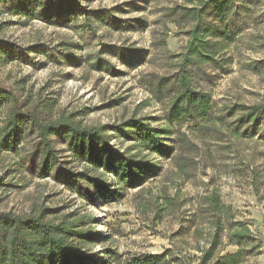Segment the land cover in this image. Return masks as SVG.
<instances>
[{
  "label": "rangeland",
  "instance_id": "374dc122",
  "mask_svg": "<svg viewBox=\"0 0 264 264\" xmlns=\"http://www.w3.org/2000/svg\"><path fill=\"white\" fill-rule=\"evenodd\" d=\"M72 1L73 12L56 17L36 5L24 15L16 0H0V41L12 47L0 48V89L14 101L0 107V126L12 105L43 122L63 115L79 127L106 125L109 145L147 164L154 175L123 189L110 173L76 160L56 135L47 138L54 165L41 175L43 145L25 133L14 149H0V212L70 224L76 234L68 241L105 264L125 253L160 254L172 243L191 241L196 228L229 212L256 238L259 247L248 262L264 264V140L235 132L224 109L264 107V70L243 68L249 60L264 59V0L220 53L228 59L223 68L205 63L197 73L189 70L161 101L141 80L173 73L169 56L183 50L186 38L163 13L183 0ZM99 10L110 11L120 28L95 18ZM161 39L164 46L155 45ZM129 119L153 127L172 147L171 155L143 150L132 131L130 138L112 131ZM176 131H186L191 144L179 148ZM81 173L98 176L117 194L102 198Z\"/></svg>",
  "mask_w": 264,
  "mask_h": 264
},
{
  "label": "trees",
  "instance_id": "16d2710c",
  "mask_svg": "<svg viewBox=\"0 0 264 264\" xmlns=\"http://www.w3.org/2000/svg\"><path fill=\"white\" fill-rule=\"evenodd\" d=\"M258 1L183 0L182 4L167 7L163 13L165 22L178 26L179 33L186 38L185 45L181 52L169 56L172 61L169 66L174 70L172 74H146L141 84L161 101L173 92L179 81L187 78L189 70L197 73L205 63L223 68L222 64L228 59L220 53L246 27V16ZM33 5L39 7L44 15L56 17L74 9L72 0H16V10L24 15L32 13ZM93 13L102 23L120 28L121 25L117 24L120 20L110 11ZM2 44L0 41V48L12 49ZM157 44L164 46V41L161 39ZM93 65L99 67L98 59ZM243 68L259 73L264 70V59L249 60ZM12 100L9 92L0 89V107L11 104ZM224 109L226 116L233 117L229 125L235 132L251 136L258 134L264 140L262 105L238 104ZM194 127L201 125L196 123ZM112 131L125 138H130L132 131L133 138L143 150L166 158L171 155L172 147L166 145L157 131L142 119H129L113 126ZM105 132L106 125L79 127L63 115L43 122L33 112L24 113L12 105L1 122L0 149L12 150L25 133L35 134L37 146L43 145L39 171L46 175L55 162L54 151L47 138L56 135L76 160L110 173L114 176V185H121L123 189L141 186L145 178L154 175V170L147 164L134 162L109 145ZM175 142L179 148L191 144L186 131H176ZM81 175L92 192L102 198L117 194L114 188L109 192V185L98 176ZM85 194L89 195L88 192ZM141 206L146 209L147 205ZM70 227L67 223L43 222L39 216L22 217L0 212V264H105L84 255L68 241V236L76 234ZM255 239L245 223L234 221L229 212H221L213 216L205 227L196 228L191 241L172 243L160 254L115 255L114 264H250L248 257L259 247ZM226 246H235L236 251L224 252Z\"/></svg>",
  "mask_w": 264,
  "mask_h": 264
}]
</instances>
